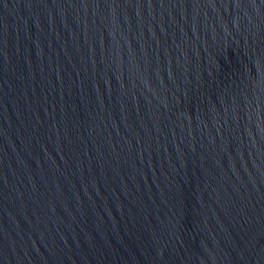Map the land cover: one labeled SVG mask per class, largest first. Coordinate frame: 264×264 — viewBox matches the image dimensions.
Instances as JSON below:
<instances>
[{"label": "water", "instance_id": "obj_1", "mask_svg": "<svg viewBox=\"0 0 264 264\" xmlns=\"http://www.w3.org/2000/svg\"><path fill=\"white\" fill-rule=\"evenodd\" d=\"M0 264H264V0H0Z\"/></svg>", "mask_w": 264, "mask_h": 264}]
</instances>
